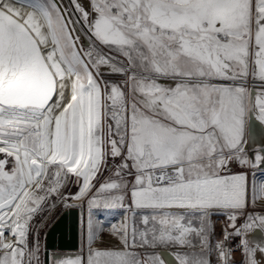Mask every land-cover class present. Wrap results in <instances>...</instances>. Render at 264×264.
<instances>
[{"label":"snow or ice","instance_id":"snow-or-ice-1","mask_svg":"<svg viewBox=\"0 0 264 264\" xmlns=\"http://www.w3.org/2000/svg\"><path fill=\"white\" fill-rule=\"evenodd\" d=\"M0 264H264V0H0Z\"/></svg>","mask_w":264,"mask_h":264},{"label":"water","instance_id":"water-1","mask_svg":"<svg viewBox=\"0 0 264 264\" xmlns=\"http://www.w3.org/2000/svg\"><path fill=\"white\" fill-rule=\"evenodd\" d=\"M86 210L79 207L63 210L49 228L45 238V250L48 254L55 251L76 252L80 244V224Z\"/></svg>","mask_w":264,"mask_h":264},{"label":"rangeland","instance_id":"rangeland-1","mask_svg":"<svg viewBox=\"0 0 264 264\" xmlns=\"http://www.w3.org/2000/svg\"><path fill=\"white\" fill-rule=\"evenodd\" d=\"M74 191V189H73ZM69 207H65L63 204L57 202V205L55 208L50 210V213H46L45 214V218L43 219V227H41L39 229L40 232V242H41V248L42 251L45 250V238H46V234L47 231L49 230V228L52 226V224L55 222V220L59 217V215L63 212V210L68 209ZM84 209L86 210V214H87V205H84ZM86 214L84 217H86ZM104 215L108 218V219H118L119 217L115 214L109 215L108 213H104ZM222 220V219H221ZM223 221H217V231H219L220 227L222 226ZM82 243V234H81V224H80V244L79 247L81 246ZM55 252H60V251H55ZM63 254H68L67 252H60ZM76 252H72L71 254H74ZM69 253V255H71ZM236 258L239 259V255H236Z\"/></svg>","mask_w":264,"mask_h":264},{"label":"bare ground","instance_id":"bare-ground-1","mask_svg":"<svg viewBox=\"0 0 264 264\" xmlns=\"http://www.w3.org/2000/svg\"><path fill=\"white\" fill-rule=\"evenodd\" d=\"M69 203H71V201H69ZM76 203H79V202H76ZM70 208V207H69ZM68 253V252H67ZM69 254V253H68ZM71 254V253H70Z\"/></svg>","mask_w":264,"mask_h":264},{"label":"built area","instance_id":"built-area-1","mask_svg":"<svg viewBox=\"0 0 264 264\" xmlns=\"http://www.w3.org/2000/svg\"><path fill=\"white\" fill-rule=\"evenodd\" d=\"M220 221H222V220H220ZM236 255H239V253H237Z\"/></svg>","mask_w":264,"mask_h":264}]
</instances>
